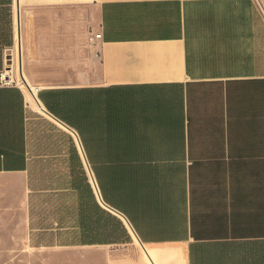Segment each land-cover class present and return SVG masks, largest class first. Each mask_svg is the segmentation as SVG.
Returning <instances> with one entry per match:
<instances>
[{
    "label": "crops",
    "instance_id": "obj_1",
    "mask_svg": "<svg viewBox=\"0 0 264 264\" xmlns=\"http://www.w3.org/2000/svg\"><path fill=\"white\" fill-rule=\"evenodd\" d=\"M7 69L0 250L264 264V0H0Z\"/></svg>",
    "mask_w": 264,
    "mask_h": 264
},
{
    "label": "rangeland",
    "instance_id": "obj_2",
    "mask_svg": "<svg viewBox=\"0 0 264 264\" xmlns=\"http://www.w3.org/2000/svg\"><path fill=\"white\" fill-rule=\"evenodd\" d=\"M16 64L18 66V58L17 57H9V60L7 62V66H14L16 67ZM11 70V69H7ZM5 70V73L6 71ZM11 73L13 75V83H16V76L20 74V72L16 71L13 73L11 70ZM16 80V81H15ZM25 89V88H24ZM32 90V89H31ZM28 95L30 98L34 101L35 98H33L30 94V90H28ZM73 258H75V255H73L70 252H65L62 250H40L36 251L29 248L24 249H11V250H0V264H3L2 262H6L5 264H73ZM78 264H88V262L83 261H77Z\"/></svg>",
    "mask_w": 264,
    "mask_h": 264
},
{
    "label": "bare ground",
    "instance_id": "obj_3",
    "mask_svg": "<svg viewBox=\"0 0 264 264\" xmlns=\"http://www.w3.org/2000/svg\"><path fill=\"white\" fill-rule=\"evenodd\" d=\"M3 75H4V77L7 79V80H9V81H11V80H13L12 78H13V75H12V73H11V70H7L6 71V73L4 72L3 73ZM16 80H17V82H19V84L21 83V84H23L24 85V83H25V80L26 79H24V77L22 76V75H20V74H18L17 76H16ZM27 83V82H26ZM25 83V84H26ZM32 89V90H31ZM30 89V94H31V96L33 97V98H35V88H31ZM29 94V93H28ZM33 103V102H32Z\"/></svg>",
    "mask_w": 264,
    "mask_h": 264
},
{
    "label": "built area",
    "instance_id": "obj_4",
    "mask_svg": "<svg viewBox=\"0 0 264 264\" xmlns=\"http://www.w3.org/2000/svg\"><path fill=\"white\" fill-rule=\"evenodd\" d=\"M101 37V33H92L90 36H89V42L91 43H94L96 41H98ZM4 73V72H3ZM0 83L2 85H9V84H13V80L9 81L7 80L3 74L0 75Z\"/></svg>",
    "mask_w": 264,
    "mask_h": 264
},
{
    "label": "water",
    "instance_id": "obj_5",
    "mask_svg": "<svg viewBox=\"0 0 264 264\" xmlns=\"http://www.w3.org/2000/svg\"><path fill=\"white\" fill-rule=\"evenodd\" d=\"M21 63V57H19V64ZM21 70V67H20ZM21 75H22V71H21Z\"/></svg>",
    "mask_w": 264,
    "mask_h": 264
}]
</instances>
